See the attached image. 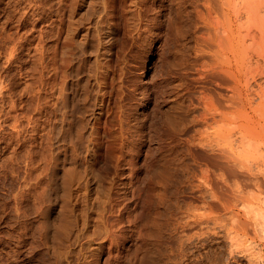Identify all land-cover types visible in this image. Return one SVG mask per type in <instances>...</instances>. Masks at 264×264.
I'll use <instances>...</instances> for the list:
<instances>
[{
	"label": "rangeland",
	"instance_id": "rangeland-1",
	"mask_svg": "<svg viewBox=\"0 0 264 264\" xmlns=\"http://www.w3.org/2000/svg\"><path fill=\"white\" fill-rule=\"evenodd\" d=\"M134 1L0 0V264H264V79L238 76V59L249 57L243 46L223 50L217 41L220 50L208 38L215 31L203 0H142L163 20L153 34L138 31ZM141 57L153 67L152 80L138 69ZM217 68L237 76L239 95ZM121 72L150 101L147 108L146 95L139 99L141 115L127 125ZM124 145L135 147L127 154L134 167H124L121 186L113 188ZM88 175L94 180L84 185ZM75 178H83L80 187ZM116 189L124 190L134 217L125 237L110 245L101 232Z\"/></svg>",
	"mask_w": 264,
	"mask_h": 264
},
{
	"label": "bare ground",
	"instance_id": "bare-ground-1",
	"mask_svg": "<svg viewBox=\"0 0 264 264\" xmlns=\"http://www.w3.org/2000/svg\"><path fill=\"white\" fill-rule=\"evenodd\" d=\"M131 1H134V0H131ZM147 1V0H146ZM72 2V1H71ZM203 2H204V6H205V8H206V14L204 13V15L205 16H207V17H205V20H208V21H206V23H210V25L209 26H211L213 29H214V34L212 35V34H209V32H208V34H207V36H208V38L213 42V41H216V43H217V41H218V43H219V45H221V44H223V45H221V48L226 44V49L228 48H232L235 44L238 46V47H240V46H243L244 47V50H243V52H244V54H245V56H249V57H246V58H242V55L241 54H239L238 53V55H241V57H240V59H243V60H240V59H238L239 58V56L237 55V57L238 58H236V59H238L239 61H240V68L238 69L239 71H237V69H235L237 72H239L240 73V75H238V76H249V77H251V79L253 78L252 77V75L254 76H256L257 75V77L259 78V76H262V78L264 79V0H203ZM73 4H74V2H72ZM72 3H70V4H72ZM162 3V2H161ZM132 4V3H131ZM133 4L134 5H132V8L134 7L135 8V11H133V12H135V13H137V22L138 23H136L135 25L136 26H138V31H142V33H144L145 31H148V32H152L151 34H153V30L155 31V29H158L159 28V26H160V23H161V21H163L162 19H159L161 16H159V11H155V12H153V11H150V10H148L145 6L146 5H144L145 4V1L143 2L142 0L141 1H138V0H135L134 2H133ZM161 6V5H160ZM66 7V6H65ZM148 7V6H147ZM157 7V6H156ZM158 8V7H157ZM70 9V8H69ZM68 9V10H69ZM64 11V10H63ZM150 11V13H152V15L150 14V13H148ZM74 12V11H73ZM105 12V11H104ZM202 12H203V10H202ZM71 13H69L68 15H70ZM73 14V13H72ZM106 15V14H105ZM108 15H109V13H108ZM201 15H202V13H201ZM68 17V16H67ZM71 17V16H70ZM69 17V18H70ZM75 18V17H74ZM207 18V19H206ZM75 20V19H74ZM104 20V19H103ZM204 20V21H205ZM66 21V20H65ZM72 21V20H71ZM76 21V20H75ZM114 21V20H113ZM79 22V21H78ZM77 22V23H78ZM67 23V22H66ZM70 23H72V22H70ZM74 23V22H73ZM81 23V22H80ZM111 23V22H110ZM166 23V22H165ZM168 23H169V21H168ZM114 24V23H113ZM67 25V24H66ZM70 25V24H69ZM68 25V26H69ZM143 25H147L148 27H143ZM172 25V24H171ZM72 26V25H71ZM77 26V25H76ZM80 26V25H79ZM116 26V25H115ZM129 27V26H128ZM135 27V26H134ZM221 27V28H220ZM60 28V27H59ZM132 28V27H131ZM141 28H143V30L141 29ZM210 28V27H209ZM212 28H210V29H212ZM218 28H220V29H218ZM69 29V28H68ZM67 29V30H68ZM72 29V28H71ZM76 29V28H75ZM136 29V30H137ZM151 29H153V30H151ZM213 29H212V31H213ZM222 29V30H221ZM70 30V29H69ZM132 30V29H131ZM145 30V31H144ZM219 30H221V32L219 31ZM144 31V32H143ZM61 32V31H60ZM134 32V31H133ZM148 32H146V33H148ZM56 33H58V32H56ZM66 33V32H65ZM70 33V32H69ZM72 33V32H71ZM142 33H141V35H142ZM122 34V33H121ZM131 34V33H130ZM150 34V33H149ZM68 35H70V34H67V36H65L66 38L67 37H69ZM138 35H140V34H138ZM137 35V36H138ZM60 36V35H59ZM64 36V35H63ZM98 36V35H97ZM110 36V35H109ZM147 36V35H146ZM206 36V35H205ZM206 36V37H207ZM71 37V36H70ZM69 37V38H70ZM93 37L94 38H96L94 35H93ZM157 37V36H156ZM201 37V36H200ZM55 38V37H54ZM139 38H140V36H139ZM202 38H204V37H201V39ZM65 39V38H64ZM97 39V38H96ZM99 39V38H98ZM112 39V38H111ZM114 39V38H113ZM207 39V38H206ZM52 40H53V38H52ZM67 40V39H66ZM69 40H71V39H69ZM91 40H94V39H91ZM102 40V39H101ZM135 40V39H134ZM104 41V40H103ZM112 41V40H111ZM117 42H118V40H116ZM141 41V40H140ZM201 41V40H200ZM68 42V41H67ZM101 43V41L100 40H98V43ZM110 42V41H109ZM203 42H205V41H203ZM211 42V43H212ZM222 42V43H221ZM224 42V43H223ZM235 42V43H234ZM68 43H70V42H68ZM93 43H94V41H93ZM214 43V42H213ZM218 43H217V46H216V48H219L220 50H222L221 48H220V46L218 45ZM55 44H57V41H56V43ZM97 44V43H96ZM142 44V43H141ZM86 45V44H85ZM90 45V44H89ZM102 45V44H101ZM147 45V44H146ZM127 46H128V44H127ZM133 46V45H132ZM209 46V45H208ZM69 47V46H68ZM92 47V46H91ZM95 47V46H94ZM110 47V46H109ZM210 47V46H209ZM215 47V46H214ZM236 47V46H235ZM234 47V48H235ZM70 48V47H69ZM60 49V48H59ZM97 49V48H96ZM135 49V48H134ZM137 49V48H136ZM211 49V48H210ZM225 49V48H224ZM223 49V50H224ZM61 50V49H60ZM87 50V49H86ZM91 50H92V48H91ZM215 50H217V49H215ZM230 50V49H229ZM228 50V51H229ZM232 50V49H231ZM239 50V49H238ZM237 50V51H238ZM54 51H56V50H54ZM97 51V50H96ZM135 51V50H134ZM233 51V50H232ZM232 51H231V53H232ZM60 53H61V51H59ZM62 52H63V50H62ZM67 52V51H66ZM111 52V51H110ZM133 52V51H132ZM139 52V51H138ZM211 52V51H210ZM217 52V51H216ZM222 52V51H221ZM234 52V51H233ZM236 52V51H235ZM239 52V51H238ZM37 53V52H36ZM39 53V52H38ZM56 53V52H55ZM71 53V52H70ZM105 53H106V51H105ZM212 53V52H211ZM219 52H217L216 54H218ZM240 53H242V52H240ZM11 54V53H10ZM63 54V53H62ZM132 54V53H131ZM130 54V55H131ZM142 54V53H141ZM56 55V54H55ZM54 55V56H55ZM64 55V54H63ZM66 56H67V54H65ZM114 55V54H113ZM212 55H214V54H212ZM97 56H99V55H97ZM127 56V55H126ZM63 58H61L62 59V63H64L65 62V60H63L64 59V56H62ZM111 57V56H110ZM129 57V56H128ZM127 57V58H128ZM214 57L216 58V56L214 55ZM217 57H221V55L220 54H218V56ZM253 57H255V60L253 61ZM36 58V57H35ZM38 58V57H37ZM66 58V57H65ZM107 58V57H106ZM114 58V57H113ZM148 58V57H147ZM150 58V57H149ZM147 59V61L148 60H150V59ZM224 58H225V56H224ZM221 59V61L222 60H226V61H228L229 59L228 58H225V59ZM234 58V57H233ZM130 59H131V56H130ZM146 59V58H145ZM145 59L143 60L142 59V57L141 58H138V59H135V60H137V66H138V69L139 70H141V69H144L145 71H146V74H150V76H151V80H152V74H153V72L151 73V69L153 68V67H151V66H149V67H147L146 68V66H145ZM235 59V58H234ZM233 59V60H234ZM38 60V59H37ZM58 60H60V59H58ZM104 60V59H103ZM127 60V59H126ZM134 60V59H133ZM134 60V61H135ZM163 60V59H162ZM211 60V59H210ZM249 60V61H248ZM122 61V60H121ZM125 61V60H124ZM127 61H129V60H127ZM166 61V60H165ZM223 62L222 61V63L224 64L225 63V65H226V63H227V66H228V63H229V61L228 62ZM234 61H236V60H234ZM248 61V62H247ZM252 61H253V63H252ZM56 62V61H55ZM98 62V61H97ZM131 62V61H130ZM129 62V63H130ZM151 62V61H150ZM212 61H210V63H211ZM217 62V61H216ZM215 62V63H216ZM219 62V61H218ZM52 63H54V62H52ZM67 63V64H66ZM104 63V62H103ZM107 63V62H106ZM111 63V62H110ZM119 63V62H118ZM128 63V62H127ZM132 63H134V62H132ZM213 63V62H212ZM235 63V62H234ZM237 63H238V65H239V62L237 61ZM237 63H235V65L234 66H236V64ZM55 64V63H54ZM65 64L66 65H68V62H65ZM98 64V63H97ZM209 64V63H208ZM63 66V68L64 67H66V65L64 66V64H62ZM107 64H105V67L107 68L108 66H106ZM110 65V64H109ZM114 65V64H113ZM116 65H117V63H116ZM130 65V64H129ZM128 65V66H129ZM134 65H136V63H134ZM213 65V64H212ZM230 65V64H229ZM56 66V65H55ZM58 66V65H57ZM60 66H61V64H60ZM98 66H100V65H98ZM126 66H127V64H126ZM125 66V67H126ZM155 66V65H154ZM214 67H215V65H213ZM216 66H218V65H216ZM50 67V66H49ZM59 67V66H58ZM90 67V66H89ZM124 67V68H125ZM136 67V66H135ZM135 67H133V69H135ZM220 67V66H219ZM229 67V66H228ZM53 68H54V66H53ZM60 68V67H59ZM67 68V67H66ZM90 68H92V67H90ZM102 68V67H101ZM101 68H100V70H101ZM103 68H104V66H103ZM109 68H111V67H109ZM109 68H108V70H109ZM123 68V67H122ZM128 68V67H127ZM126 68V69H127ZM112 69H115V68H112ZM129 69H131L130 67H129ZM212 69H213V67H212ZM217 69H219L218 71H221V73H222V71L224 70V72L226 73V69H220V68H217ZM98 70V69H97ZM99 70V71H100ZM121 70V69H120ZM138 70V71H139ZM94 71V70H93ZM92 71V72H93ZM107 71V70H106ZM112 71V70H111ZM154 71V70H153ZM203 71V70H202ZM230 71V70H229ZM229 71H227V72H229ZM52 72V71H51ZM71 72V71H70ZM89 72V71H88ZM109 72V71H108ZM113 72V71H112ZM127 72H128V70H127ZM155 72V71H154ZM158 72V71H157ZM54 73H55V71H54ZM69 73V72H68ZM95 73V72H94ZM98 73H100V76L99 77H103V76H101L102 74H101V72H98ZM103 73V72H102ZM123 72H121L120 74H122ZM135 73V72H134ZM137 73V72H136ZM165 73V72H164ZM163 73V74H164ZM216 73H217V71H216ZM220 73V72H219ZM224 73V74H225ZM110 74V73H109ZM112 75H114L115 74V72H114V74L113 73H111ZM124 74V73H123ZM155 74V73H154ZM159 74V73H158ZM157 74V75H158ZM238 74V73H237ZM250 74H251V76H250ZM54 75V74H53ZM56 75V74H55ZM55 75H54V77H55ZM66 75V74H65ZM105 75H106V73H105ZM226 75H228V73H226ZM52 76V75H51ZM108 75H106V79H108V77H107ZM115 76V75H114ZM135 76V75H134ZM163 76H166V75H163ZM229 76V77H228ZM227 76V78H226V81H227V84H228V81L230 82V83H233V85L231 84V89H232V91L234 92V93H238V95L240 94L239 92H238V89H236V87L239 85V84H241V83H239L238 84V82H240L239 81V79L237 78V76L236 75H234L233 73H230L229 75ZM242 76V77H243ZM254 76V77H255ZM59 77V76H58ZM97 77H98V75H97ZM111 77V76H110ZM113 77V76H112ZM119 77V76H118ZM124 78H122V79H124V81L121 79V78H119L118 79V81H116V82H118L119 83V80H121V82H122V85L120 86L121 87V93H119L118 95H120L121 96V98H122V100H121V98L119 99L120 101H122V103L120 104V105H122L121 107H124V110H122L121 111V123H124V124H126V123H128V122H131V120L133 119V117H137L140 113H138V109L136 108V107H138L141 103L140 102H138L139 101V99H142V97H143V95H146V96H144L143 98L145 99V100H147L146 102H145V104L144 105H146V107H147V102L149 101V96H147V94L148 93H146V94H143V93H145L144 92V89L142 88L141 89V87L139 88V86L138 85H136L135 84V81L133 82L132 80H131V78L129 77V76H127V74H124V76H123ZM154 78H156V76L154 75L153 76ZM226 77V76H225ZM61 78H63V77H61ZM66 78V77H65ZM115 78L117 79V77L115 76ZM113 79V80H111L112 78H110L109 80H111L112 81V83H114L115 81L114 80H116V79ZM158 78V77H157ZM163 78V77H162ZM229 78H231V80L232 81H230V79ZM50 79V78H49ZM57 78H55V80H56ZM103 79V78H102ZM105 79V76H104V80L103 81H105L106 80ZM136 79V78H135ZM247 79V78H246ZM245 79V81L247 82L248 81V79L246 80ZM255 79V78H254ZM260 79V78H259ZM262 79V80H263ZM67 80V79H66ZM93 80V79H92ZM151 80H150V82H151ZM54 81V80H53ZM64 81V80H63ZM99 81V80H98ZM107 81V80H106ZM110 81V82H111ZM114 81V82H113ZM160 81V80H159ZM254 81V80H253ZM258 81V80H257ZM264 81V80H263ZM57 82V81H56ZM100 82V81H99ZM110 82H108V83H110ZM120 82V83H121ZM138 82H140V81H138ZM156 82V81H155ZM158 82V81H157ZM50 83H54V82H50ZM63 83V82H62ZM111 83V84H112ZM151 83H153V82H151ZM159 83V82H158ZM248 83H249V81H248ZM263 84H264V82H262ZM86 84V83H85ZM97 84V83H96ZM104 84V83H103ZM110 84V85H111ZM117 84V83H116ZM156 84V83H155ZM155 84H153V85H155ZM160 84V83H159ZM165 84V83H164ZM163 84V85H164ZM245 84H247V83H245ZM105 85H107V84H105ZM115 85V84H114ZM114 85H113V87H112V85L110 86L111 87V90H112V88H114ZM229 85V84H228ZM248 85V84H247ZM258 85H260L261 86V84H258ZM257 85V86H258ZM52 86H53V84H52ZM58 86V85H57ZM60 86V85H59ZM58 86V87H59ZM62 86H63V84H62ZM97 86V85H96ZM117 86V85H116ZM160 86V85H159ZM262 86H264V85H262ZM261 86V87H262ZM86 87V86H85ZM100 87V86H99ZM104 87H107V86H104ZM118 87H119V85H118ZM120 87L118 88V92H119V89H120ZM156 87V86H155ZM260 87V88H261ZM52 88V87H51ZM93 88V87H92ZM97 88V87H96ZM53 89V88H52ZM60 89V88H59ZM157 89V88H156ZM264 89V88H263ZM51 90V89H50ZM53 90H55V87H54V89ZM87 90V89H86ZM99 90H102V88L101 89H99ZM106 90V89H105ZM105 90H103L102 92H100V95H101V93H103ZM110 90V91H111ZM52 91V90H51ZM85 91V90H84ZM89 91V90H88ZM93 91V90H92ZM108 91V90H107ZM109 91V92H110ZM112 91H115L114 89L112 90ZM111 91V92H112ZM155 92V94H156V90H154ZM157 91H158V89H157ZM262 91V90H261ZM260 91V92H261ZM57 92H59V91H57ZM63 92V91H62ZM68 92V91H67ZM117 92V93H118ZM163 92V91H162ZM85 93H86V91H85ZM84 93V94H85ZM116 92H114V94H115ZM159 93H160V91H159ZM164 93V92H163ZM259 93V92H258ZM257 93V94H258ZM61 94V93H60ZM95 94V93H94ZM158 94V93H157ZM260 94V93H259ZM107 95H111V94H109L108 92H104L103 93V97H105V96H107ZM161 95H162V93H161ZM262 95V97H264V92L261 94ZM57 96V95H56ZM63 96V95H62ZM83 96V95H82ZM158 96H159V94H158ZM260 96V95H259ZM71 97V96H70ZM95 97V96H94ZM100 97V96H99ZM162 96H160V98H161ZM261 97V98H262ZM50 98V97H49ZM53 98H55V97H53ZM60 98V97H59ZM109 98V97H108ZM112 98V97H111ZM118 98V97H117ZM159 98V97H158ZM106 99V98H105ZM114 99V98H113ZM93 100H94V98H93ZM107 100V103H108V101L109 100H112V99H106ZM118 100V99H117ZM118 100V101H119ZM152 100V99H151ZM156 100V99H155ZM159 100V99H158ZM227 100H233V99H227ZM55 101H56V99H55ZM61 101H63V100H61ZM82 101V100H81ZM81 101H80V103H81ZM101 101V100H100ZM102 101H103V99H102ZM114 101H115V99H114ZM114 101H112V102H114ZM229 101V102H230ZM238 101H240L239 99H238ZM104 102V101H103ZM110 102V101H109ZM234 102H235V100H234ZM234 102H232V103H234ZM74 103V102H73ZM79 103V102H78ZM102 103V102H101ZM105 103V102H104ZM103 103V104H104ZM111 103V102H110ZM116 102H114V103H112V104H115ZM149 103H150V101H149ZM92 104V103H91ZM100 104V103H99ZM55 105V104H54ZM53 105V106H54ZM59 105V104H58ZM77 105V104H76ZM80 105H82V104H80ZM101 105V104H100ZM107 105V104H106ZM105 105V106H106ZM109 105V104H108ZM111 105V104H110ZM117 105V104H116ZM118 105H119V103H118ZM118 105H117V108H119L118 107ZM119 105V106H120ZM56 106V105H55ZM65 106V105H64ZM91 106V105H90ZM113 106V105H112ZM111 106V107H112ZM62 107V106H61ZM101 108H103L102 107V105L100 106ZM107 107V106H106ZM54 109H55V107H53ZM84 108V107H83ZM88 108V110L90 109L89 107H87ZM148 108V107H147ZM152 108V107H151ZM65 109V108H64ZM67 109V108H66ZM108 109V108H107ZM111 109V108H110ZM121 109V108H120ZM53 110V109H52ZM56 110V109H55ZM62 110V109H61ZM86 110V109H85ZM57 111V110H56ZM108 111V110H107ZM120 111V110H119ZM54 112V111H53ZM100 112H102L101 110H100ZM104 112H105V110H104ZM112 112V111H111ZM142 112V111H141ZM56 113V112H55ZM55 113H53V114H55ZM75 113V112H74ZM88 113H90V112H88ZM115 113V112H114ZM52 114V115H53ZM61 114V113H60ZM87 114V113H86ZM118 114V113H117ZM205 114V113H204ZM56 115V114H55ZM54 115V116H55ZM108 115V114H107ZM141 115V114H140ZM139 115V116H140ZM58 116V115H57ZM59 116H61V115H59ZM65 116V115H64ZM119 116V115H118ZM108 117V116H107ZM112 117V116H111ZM54 118V117H53ZM56 118V117H55ZM64 118V117H63ZM97 118V117H96ZM65 119V118H64ZM68 119V118H67ZM89 119V118H88ZM112 119V118H111ZM115 119V118H114ZM120 119V118H119ZM59 120V119H58ZM97 120H99V119H97ZM116 120H118V119H116ZM60 121H62V120H60ZM107 121V120H106ZM113 122H114V120H112ZM112 121H110L109 120V122H112ZM52 122V121H51ZM118 122V121H117ZM116 122V123H117ZM204 122V121H203ZM69 123V122H68ZM74 123V122H73ZM103 123V122H102ZM119 123V122H118ZM131 123H133V122H131ZM72 124V123H71ZM97 124V123H96ZM110 124V123H109ZM136 124V123H135ZM113 125H115V123L113 124ZM112 125V126H113ZM120 125V124H119ZM127 125V124H126ZM129 125V124H128ZM107 126V125H106ZM133 126V125H132ZM54 127V126H53ZM60 127V126H59ZM71 127V126H70ZM87 127V126H86ZM118 127V126H117ZM121 127V126H120ZM123 127V126H122ZM109 128V127H108ZM135 128H136V126H135ZM52 129V128H51ZM59 129V128H58ZM110 129H113V128H110ZM127 129H128V127H127ZM64 130H65V128H64ZM80 130H82V129H80ZM80 130H78V132L80 133L81 131ZM95 130V129H94ZM119 130H121L120 128H119ZM134 130V129H133ZM132 130V131H133ZM138 130V129H137ZM56 131V130H55ZM50 132H51V130H50ZM57 132H58V130H57ZM77 131H75V133H76ZM77 132V133H78ZM113 132V131H112ZM121 132V131H120ZM120 132H118V134L117 135H119L120 134ZM124 132H128L126 129H125V131ZM62 133V132H61ZM66 133V132H65ZM75 134V136H77L78 134ZM82 133V132H81ZM115 133V132H114ZM123 133V132H122ZM130 133H131V131H130ZM138 133V132H137ZM142 133V132H141ZM52 134V133H51ZM54 134H56V133H54ZM88 134H89V132H88ZM109 134H111V133H109ZM108 134V135H109ZM124 134V133H123ZM135 134V133H134ZM133 134V135H134ZM57 135V134H56ZM56 135H54V136H56ZM70 135V134H69ZM82 135V134H81ZM95 135V134H94ZM93 135V136H94ZM112 135V134H111ZM127 135H128V133H127ZM126 134H124V135H121L120 134V137L122 136H127ZM66 136V135H65ZM75 136H73V137H75ZM85 136V135H84ZM99 136V135H98ZM115 136V135H114ZM64 137V136H63ZM78 137V136H77ZM109 137V136H108ZM111 137V136H110ZM119 137V136H118ZM141 137V136H140ZM149 137V136H148ZM51 138H53V137H51ZM79 139L80 138H82L81 136L80 137H78ZM124 138V137H123ZM70 139V138H69ZM76 139V138H75ZM87 139V138H86ZM114 139V138H113ZM116 139V138H115ZM118 139V138H117ZM54 140V139H53ZM77 140V139H76ZM85 140V139H84ZM130 140V139H129ZM135 140V139H134ZM125 141V140H124ZM88 142V141H87ZM99 142H101V141H99ZM106 142V141H105ZM121 142H123V141H121ZM130 142V141H129ZM71 143H73V142H71ZM118 143H120V142H118ZM98 144V143H97ZM106 144V143H105ZM123 144V143H122ZM125 144V143H124ZM129 144V143H128ZM132 144H134V143H132ZM119 145V144H118ZM131 145V144H130ZM135 145V144H134ZM92 146V145H91ZM90 146V147H91ZM93 146H95V144L93 145ZM92 146V149L94 148ZM99 146V145H98ZM102 146V145H101ZM105 146V145H104ZM117 146V145H116ZM89 147V146H88ZM89 147V148H90ZM95 147H97V146H95ZM107 147V146H106ZM105 147V148H106ZM112 147V146H111ZM111 147H109V145H108V150H109V148H111ZM119 147V146H118ZM121 147H122V145H121ZM135 147H136V145H135ZM135 147L133 148V149H135ZM81 148V147H80ZM85 148V147H84ZM99 148H100V146H99ZM117 148V147H116ZM88 149V148H87ZM91 149V150H92ZM95 149V148H94ZM93 149V151L95 152V150ZM119 149V148H118ZM132 149V147L131 146H128V145H124L123 146V148L121 149V154L119 155V156H117L116 158H118V160H116V164L114 165V171H113V173H111V179H110V175L108 176L109 177V179H110V183H111V187H112V185H113V188H114V185H115V187H116V185H117V187H118V185L119 186H121V184H122V182H120L119 180H120V177H123V175L125 176V174H124V172L122 171L123 169H124V167H126L128 164H130L131 163V165H132V160L130 161V158L129 157H127L128 155V152L130 151ZM132 149V150H133ZM86 150V149H85ZM84 150V151H85ZM88 150H90V149H88ZM97 151L98 150H100V149H96ZM105 151L107 150V149H104ZM111 150V149H110ZM110 150H109V152H110ZM116 150V149H115ZM131 150V151H132ZM136 150H139V149H136ZM145 150V149H144ZM92 151V152H93ZM117 151V150H116ZM118 151H120V150H118ZM131 151H130V153H131ZM133 151H135V150H133ZM88 152V151H87ZM139 152V151H138ZM84 153V152H83ZM90 153V152H89ZM113 153V152H112ZM136 153V152H135ZM97 154V153H96ZM103 154H105L104 152H103ZM107 154H108V152L106 153V157H107ZM115 154V153H114ZM133 154V153H132ZM93 155V154H92ZM99 155V154H98ZM98 155L96 156V157H98ZM112 155V154H111ZM131 155V154H130ZM94 156V155H93ZM103 156V155H102ZM109 156H110V154H109ZM105 157V158H106ZM114 158H115V156H113ZM133 157V156H132ZM128 158H129V160H128ZM134 158V157H133ZM136 158V157H135ZM107 159V158H106ZM95 160V159H94ZM113 160V159H112ZM109 161V160H108ZM130 161V162H129ZM93 162V161H92ZM97 162V161H96ZM94 163V162H93ZM95 164V163H94ZM130 165V166H131ZM91 166H93V165H91ZM103 166V165H102ZM133 166V165H132ZM88 167H90V165L88 166ZM105 168H107L106 166H104ZM134 167V166H133ZM90 168H93V167H90ZM128 168H129V166H128ZM131 168V167H130ZM129 168V169H130ZM88 169V168H87ZM102 169V168H101ZM133 169V168H132ZM131 169V173L133 174L134 173V170H132ZM136 169V168H135ZM138 169V168H137ZM107 170H109L108 168H107ZM111 170V169H110ZM91 172H93V170L91 171ZM103 172H104V170H103ZM107 172V171H106ZM127 172V171H126ZM129 172V171H128ZM82 173V172H81ZM84 173V172H83ZM86 173V172H85ZM88 173V172H87ZM86 173V174H87ZM90 173V172H89ZM85 174V175H86ZM135 174V173H134ZM76 175V174H75ZM74 175V176H75ZM84 175V176H85ZM93 175H95L94 173H93ZM127 175H130L129 173H127ZM78 176V175H77ZM91 176V175H90ZM105 176V175H104ZM106 176H107V174H106ZM131 176V175H130ZM73 177V176H72ZM76 177V176H75ZM80 177V176H79ZM95 178L97 177L96 175L94 176ZM94 177H89V175H88V177H86L85 178V184L84 185H88L89 183H92V181L94 180ZM128 177V176H127ZM127 177H125V179L127 178ZM133 177V176H132ZM131 177V178H132ZM68 178V177H67ZM84 178V177H83ZM82 178V179H83ZM129 178V177H128ZM134 178V177H133ZM69 179H70V177H69ZM73 178H71L70 179V181L72 180ZM80 178H75V180L77 181L76 183L78 184L79 182H81V180L82 179H80ZM97 179V182H98V179H99V181H101L100 179V177L98 178H96ZM107 179V178H106ZM130 179V178H129ZM105 180V179H104ZM63 181H65L66 183H71L70 181H68V179L66 180V178H65V180L63 179ZM68 181V182H67ZM103 181V180H102ZM109 181V180H108ZM39 182V181H38ZM95 182H96V180H95ZM143 182V181H142ZM151 182V181H150ZM61 183V182H60ZM68 183V184H69ZM73 183H74V181H73ZM146 183V182H145ZM64 184V183H63ZM70 185V184H69ZM69 185H67L66 184V186H69ZM90 185V184H89ZM133 185V184H132ZM61 186H63V185H61ZM76 186V185H75ZM129 186H131V185H129ZM135 186V185H134ZM146 186V185H145ZM147 186H149V185H147ZM146 186V187H147ZM78 187H80V184H78ZM98 188V187H97ZM100 188V187H99ZM108 188V187H107ZM126 188V187H125ZM129 188V187H128ZM131 188V187H130ZM133 188V187H132ZM85 189V188H84ZM100 189H102V188H100ZM79 190V189H78ZM123 190V189H122ZM121 190V191H122ZM132 190V189H131ZM144 190V189H143ZM143 190H142V188H141V191H142V193H144L143 192ZM96 191V190H95ZM101 191V190H100ZM104 191V190H103ZM120 190H118L117 191V189H116V192L114 193L115 194V196L114 195H111V196H108V200H106V201H108V204L106 205V206H108L107 207V209H108V211L107 212H109V214L107 213L106 215H108V216H110L109 218L108 217H106L104 220H103V233L101 232V234H104L103 236H102V238L104 237L105 239L103 240V241H110L112 244H117V242L120 240L121 241V239H123V237H125V236H122V233L125 231V228H126V224H128L129 222H130V224H133L132 222H131V219L134 217H130V215H133V213L132 214H130L129 212H130V208L128 207V205L125 203H123V201H124V196H122V192H121ZM133 191H135V190H132V193H133ZM141 191H140V194L142 195V193H141ZM85 192V191H84ZM108 192V191H107ZM123 192H124V190H123ZM126 192V191H125ZM146 192H148L147 190H146ZM145 192V193H146ZM150 192V191H149ZM98 193V192H97ZM103 193V192H102ZM139 193V192H138ZM144 193V194H145ZM85 193H83V195H84ZM125 194V193H124ZM129 194V193H128ZM134 194H135V192H134ZM133 194V195H134ZM143 194V195H144ZM107 195H110V194H108L107 193ZM148 195H151V194H148ZM95 196V195H94ZM100 196V195H99ZM104 196V195H103ZM106 196V195H105ZM135 196V195H134ZM134 196H132L131 198H134ZM139 195H137V197H138ZM89 197V196H88ZM97 197V196H96ZM95 197V198H96ZM124 197V198H123ZM144 197V196H143ZM149 199L148 198V196L147 197H145V199ZM98 199V198H97ZM105 199H107V197L105 198ZM104 199V200H105ZM123 199V200H122ZM144 199V198H143ZM142 199V200H143ZM100 200V199H99ZM126 200H128V198L126 197ZM98 202V201H97ZM104 203H106L105 201H103ZM102 202V203H103ZM142 202H144V201H142ZM127 203H129V202H127ZM102 205V204H101ZM135 205V204H134ZM106 206L105 207H102L103 209L105 208L106 209ZM133 207V206H132ZM102 209V210H103ZM134 210V209H133ZM133 210L131 211V212H133ZM105 213V210H103L102 211V213ZM103 213V214H104ZM102 216V215H101ZM103 217V216H102ZM101 217V218H102ZM66 218V216L64 215L63 216V220L62 221H64V220H66L67 218H68V215H67V218ZM104 218V217H103ZM102 218V219H103ZM112 218V219H111ZM131 218V219H130ZM102 219H100V221L102 220ZM135 219V218H134ZM134 219H133V221H134ZM65 222H67V221H65ZM102 223V222H101ZM59 224H61V223H59ZM63 224V223H62ZM67 224V223H66ZM61 226V225H60ZM64 226H66L65 224H64ZM83 226H84V224H83ZM101 226H102V224H101ZM128 227V226H127ZM48 228V227H47ZM63 228H65V227H63ZM45 229V228H44ZM57 229H58V227H57ZM52 230V229H51ZM59 230V229H58ZM66 230V229H65ZM53 233H54V231H53ZM63 233V232H62ZM65 233H67L68 234V232H65ZM65 233H63V234H65ZM126 233V232H125ZM62 234V235H63ZM66 234V235H67ZM55 235V234H54ZM53 235V236H54ZM123 235H125V234H123ZM47 236V235H46ZM65 236V235H64ZM54 237H56V236H54ZM100 237V236H99ZM57 238V237H56ZM55 238V239H56ZM61 238H62V236H61ZM67 238V237H66ZM86 238V237H85ZM50 239V238H49ZM58 239H60V238H58ZM62 240V239H61ZM68 240V239H67ZM61 242V241H60ZM109 242V243H110ZM56 243V242H55ZM58 243V242H57ZM62 243H64V241H62ZM110 243V245H112ZM61 244V243H60ZM66 244V243H65ZM58 245H59V243H58ZM55 246V245H54ZM60 246V245H59ZM64 246V245H63ZM114 247V246H113ZM61 248H63V247H61ZM60 248V249H61ZM65 251H66V249H65ZM73 251V250H72ZM62 253V252H61ZM60 253V254H61ZM68 253V252H67ZM69 254V253H68ZM59 255V254H58ZM73 255V254H72ZM65 256V254L63 255V257ZM68 256V255H67ZM67 256H65V257H67ZM254 256V255H253ZM58 257V256H57ZM257 257H259V256H257ZM72 258V257H71ZM256 258V257H255ZM63 260H64V258H62ZM253 259V258H252ZM261 259V258H260ZM40 260V259H39ZM66 260V259H65ZM64 260V261H65ZM67 261V260H66ZM256 261V260H255ZM50 262V261H49ZM68 262V261H67ZM257 262V261H256ZM54 264V263H53Z\"/></svg>",
	"mask_w": 264,
	"mask_h": 264
}]
</instances>
